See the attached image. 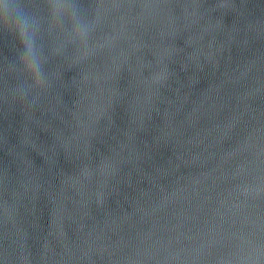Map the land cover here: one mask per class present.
<instances>
[{"label":"water","instance_id":"water-1","mask_svg":"<svg viewBox=\"0 0 264 264\" xmlns=\"http://www.w3.org/2000/svg\"><path fill=\"white\" fill-rule=\"evenodd\" d=\"M3 4L0 264H264V0Z\"/></svg>","mask_w":264,"mask_h":264},{"label":"clouds","instance_id":"clouds-1","mask_svg":"<svg viewBox=\"0 0 264 264\" xmlns=\"http://www.w3.org/2000/svg\"><path fill=\"white\" fill-rule=\"evenodd\" d=\"M0 10H3L4 15H5V19L7 18V5L3 4L0 5ZM15 20L16 23L18 24L19 28V35L21 37V41L22 43H25L26 48H28V43H27V28L29 26V18L27 16V14L24 12L23 8H17L16 12H15ZM31 49L29 48V51Z\"/></svg>","mask_w":264,"mask_h":264}]
</instances>
